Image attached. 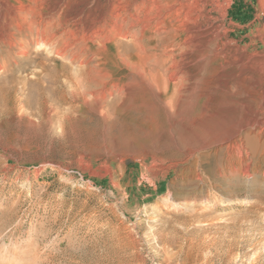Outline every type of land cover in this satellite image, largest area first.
I'll return each instance as SVG.
<instances>
[{"label":"rangeland","instance_id":"rangeland-1","mask_svg":"<svg viewBox=\"0 0 264 264\" xmlns=\"http://www.w3.org/2000/svg\"><path fill=\"white\" fill-rule=\"evenodd\" d=\"M207 2L204 21L231 42L218 68H264V0ZM14 5L0 6V264H264V130L245 126L264 92L241 96L234 77L229 94V69L211 85L208 66L121 142L95 97L139 57L132 33L84 63L37 43ZM101 61L104 84L76 87Z\"/></svg>","mask_w":264,"mask_h":264},{"label":"bare ground","instance_id":"bare-ground-1","mask_svg":"<svg viewBox=\"0 0 264 264\" xmlns=\"http://www.w3.org/2000/svg\"><path fill=\"white\" fill-rule=\"evenodd\" d=\"M43 1L0 0V6L15 4L9 16L29 18L27 29L32 32V26H36L34 34L37 43L42 41L44 46L50 48L61 44V49H66L64 54H70L72 59L82 58L80 62H84L92 51L98 56L104 55L109 45L116 44L115 36L132 33L139 57L130 65L117 69L114 73L117 78L111 81V87L102 82L112 74L102 61L88 64L80 74L79 82L74 83L78 88L93 87L89 88L91 90L94 87L97 89L100 83L104 84L105 88L95 97V110L122 126L118 139L121 142L133 138L129 124L140 122L141 113L153 114L160 106H172L176 103L175 96L183 97L191 83L202 79V71L208 66L211 67V85L218 76L221 79L220 74L226 70L219 69L218 62L226 59V54H220L222 49L231 46V42L221 41L217 21L213 18L204 21L207 0H108L107 5H102V0H55L54 5L46 7L44 11L52 20V23L45 25L39 21L42 15L37 11ZM90 2L95 8L92 15L84 17L86 20L82 21L83 15L91 9ZM144 41L149 42L148 46ZM246 73L251 75L244 76ZM234 77L240 79L234 82L235 90L241 96L256 98L264 92L262 63L244 66L238 71L229 69L224 81L229 94L233 90L227 83ZM172 79L177 81L171 82ZM134 86L144 95L141 100H131L130 90ZM245 126L250 129L258 126L259 133L264 130V104L248 111Z\"/></svg>","mask_w":264,"mask_h":264}]
</instances>
